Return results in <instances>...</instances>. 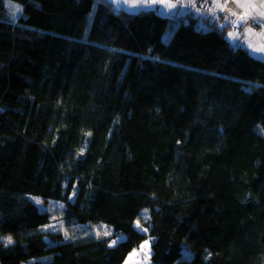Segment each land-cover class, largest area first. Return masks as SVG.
Here are the masks:
<instances>
[{"label": "trees", "instance_id": "16d2710c", "mask_svg": "<svg viewBox=\"0 0 264 264\" xmlns=\"http://www.w3.org/2000/svg\"><path fill=\"white\" fill-rule=\"evenodd\" d=\"M223 24L0 0V264H264V61Z\"/></svg>", "mask_w": 264, "mask_h": 264}, {"label": "crops", "instance_id": "0c3cea01", "mask_svg": "<svg viewBox=\"0 0 264 264\" xmlns=\"http://www.w3.org/2000/svg\"><path fill=\"white\" fill-rule=\"evenodd\" d=\"M113 3L124 10H127L132 13H137L140 11H154L164 16H177V15H188L194 14L195 16H199L202 18L210 19V20H220L224 22L223 25H230L234 28L232 33H235L238 37L237 39H230L235 44H241L243 47L249 50V52L264 61V54L253 52L251 48L248 47L249 43L253 45L260 46L264 45V36L262 35H254L262 32L259 24L253 22L252 19L248 20V25L252 28V33H246V26L234 27L231 23L232 20H235L236 17L230 16L227 9L221 11L220 9L215 10V14L208 11L209 8L213 7L215 0H208L205 5V0H196V7H182V4H186L188 0H165V2H171L177 5L175 8H167L164 6V3H161L160 0H157L156 3H151L150 0H112ZM220 4H224L226 0H218ZM254 3H259V0H253ZM137 5L136 7H132V5ZM227 5L229 9L236 11L238 14L243 12V9H239L236 7L235 0H227ZM228 17V19H225ZM257 20L260 17H256ZM254 33V34H253Z\"/></svg>", "mask_w": 264, "mask_h": 264}, {"label": "snow or ice", "instance_id": "6c2138e0", "mask_svg": "<svg viewBox=\"0 0 264 264\" xmlns=\"http://www.w3.org/2000/svg\"><path fill=\"white\" fill-rule=\"evenodd\" d=\"M151 3H156L157 0H150ZM161 3H164V6L171 9L177 7L176 4L171 2H165V0H160ZM208 0H205V5L207 4ZM236 7L239 9H243V12L238 14L236 11L229 9L227 5V0L224 4H220L218 0H215L213 7L209 8L208 11L215 14L216 9H220L221 11L227 9L230 16L236 17L235 20H232L231 23L234 27H240V26H246V33H252L251 26L248 25V20L252 19L254 23L259 24L260 28L262 29V32L259 34L254 35H262L264 36V0H259V3H254L253 0H235ZM137 5L133 4L132 7H136ZM182 7H196V0H188L186 4H182ZM16 11L20 12L22 9L19 8V6H16ZM260 17L259 20L256 19V17ZM15 18V15L13 16ZM225 19H228V17H225ZM230 39H237L235 33L230 32L229 33ZM248 47L252 49L253 52L256 53H262L264 54V45L256 46L252 43L248 44ZM89 135H91L89 133ZM38 204L41 203V201H36ZM137 227H139V222H137ZM144 231H147V229H144ZM97 235H100V232H97ZM104 235H109V232L105 231ZM65 237L68 238L67 232H65ZM8 242L11 243V238H8ZM115 243V241H113ZM146 245H142L141 247H145Z\"/></svg>", "mask_w": 264, "mask_h": 264}, {"label": "rangeland", "instance_id": "374dc122", "mask_svg": "<svg viewBox=\"0 0 264 264\" xmlns=\"http://www.w3.org/2000/svg\"><path fill=\"white\" fill-rule=\"evenodd\" d=\"M16 6H19L22 11L17 12ZM8 7L11 11H13V14L15 15L16 20L22 15L23 7L22 5L14 2H8ZM13 15V16H14ZM229 38V36H228ZM46 208L48 209H56V206L54 204L48 205ZM56 218V216L54 217ZM144 221V218L142 219ZM140 226V224H139ZM83 229H75V228H68L67 235L68 237H75L79 236L82 233ZM100 232V234L104 233L105 231L109 232V235H111V231L107 226L102 225H94L88 235L97 236V232ZM116 242V241H115ZM142 245H146L145 247H141ZM151 258H152V250H151V240L148 239L146 242L139 245L136 249H134L125 260L124 264H151ZM189 257H187L188 259ZM179 264V263H177Z\"/></svg>", "mask_w": 264, "mask_h": 264}]
</instances>
